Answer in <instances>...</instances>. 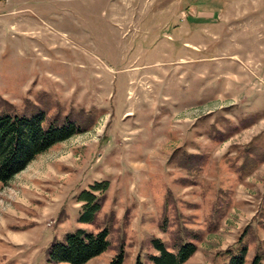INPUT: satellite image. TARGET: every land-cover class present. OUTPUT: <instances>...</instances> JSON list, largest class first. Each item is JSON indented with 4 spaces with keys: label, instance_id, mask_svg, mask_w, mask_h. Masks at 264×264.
Instances as JSON below:
<instances>
[{
    "label": "rangeland",
    "instance_id": "374dc122",
    "mask_svg": "<svg viewBox=\"0 0 264 264\" xmlns=\"http://www.w3.org/2000/svg\"><path fill=\"white\" fill-rule=\"evenodd\" d=\"M38 112L81 131L0 182V264L104 228L84 264H264V0H0V116Z\"/></svg>",
    "mask_w": 264,
    "mask_h": 264
},
{
    "label": "trees",
    "instance_id": "16d2710c",
    "mask_svg": "<svg viewBox=\"0 0 264 264\" xmlns=\"http://www.w3.org/2000/svg\"><path fill=\"white\" fill-rule=\"evenodd\" d=\"M43 112L31 116L2 115L0 116V182L7 183L16 173L23 170L36 156L44 153L58 142L66 140L73 134L81 131L79 125L69 116L62 119V123L52 120L44 125ZM108 181H96L83 190L77 197L80 206L79 222L94 223L101 210L104 198L96 193H105ZM108 230L106 228L97 232L77 229L68 233L62 243L52 242L48 259L54 263L68 262L70 264H84L91 258L105 252L108 247ZM156 246L159 255H152L155 264H181L187 261L196 251V244L186 241L178 246L176 252L170 251L158 240ZM247 248L243 245L230 257L229 264H243ZM123 255L118 253L109 264H122ZM260 256L255 254L252 264H259ZM140 264V263H137Z\"/></svg>",
    "mask_w": 264,
    "mask_h": 264
}]
</instances>
